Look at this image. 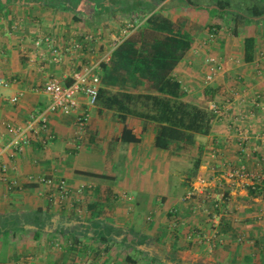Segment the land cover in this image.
I'll use <instances>...</instances> for the list:
<instances>
[{
    "label": "crops",
    "instance_id": "obj_1",
    "mask_svg": "<svg viewBox=\"0 0 264 264\" xmlns=\"http://www.w3.org/2000/svg\"><path fill=\"white\" fill-rule=\"evenodd\" d=\"M7 1L0 6V79L8 83L0 85V264H264V180L248 176L264 169V0L0 5ZM72 6L94 16L72 17ZM246 38L254 39L251 61ZM157 51L183 100L215 114L209 133L195 134L193 154L158 146L155 122L129 114L123 122L82 93L77 111L49 113L47 130L12 144L51 103L43 89L50 78L69 85L74 71L97 64L99 88L154 93L157 80L142 73ZM212 59L220 69L207 81ZM84 110L89 120L80 130ZM41 176L64 178L70 201L49 199ZM82 184L91 188L78 191ZM216 217L219 238L208 241ZM97 220L113 230L108 240L94 235Z\"/></svg>",
    "mask_w": 264,
    "mask_h": 264
},
{
    "label": "trees",
    "instance_id": "obj_2",
    "mask_svg": "<svg viewBox=\"0 0 264 264\" xmlns=\"http://www.w3.org/2000/svg\"><path fill=\"white\" fill-rule=\"evenodd\" d=\"M245 42L244 59L251 61L254 39L246 38ZM156 53L144 64L142 73L146 77L157 80L154 93L113 92L99 88L97 102L104 107L119 111L118 117L123 122L128 114L145 121L155 122L158 146L166 148L173 144L177 150L193 154L194 149L199 147L195 142V134L209 133L211 120L215 114L204 107L183 100L185 93L180 81L166 76L167 73L161 70L167 58L164 57L166 54H160L158 51ZM124 133H130L129 129L124 128ZM126 139L137 140L131 135ZM194 156L196 157L192 166L193 173L197 171L201 162L199 153ZM92 206L95 207V205H90ZM96 226L99 229L94 231V235L99 236V239L108 240L111 237L113 230L108 228L103 221L97 220Z\"/></svg>",
    "mask_w": 264,
    "mask_h": 264
},
{
    "label": "built area",
    "instance_id": "obj_3",
    "mask_svg": "<svg viewBox=\"0 0 264 264\" xmlns=\"http://www.w3.org/2000/svg\"><path fill=\"white\" fill-rule=\"evenodd\" d=\"M47 42H51L50 37H45ZM40 40L36 41V44H40ZM212 65L209 68V72L206 76L207 81L213 80L215 74L220 69V65L216 60L212 59ZM97 64L86 65L84 68L74 71L72 76V82L69 85H64L57 78H50L44 84V91L51 96V103L47 107L46 110L38 112L36 115L32 117V119L27 123V125L18 129L15 132V136L12 140V144L19 148L21 145H27L30 142V138L28 136L29 131H39V130H47L48 129V117L49 113L56 111H77L79 103L76 96L79 93L84 94L88 99L89 105H95L99 96V85H100V77L96 72ZM8 83L4 80L0 79V85H7ZM21 94H17L11 97L12 102H17ZM211 109L220 113L221 109L219 105L213 103L211 105ZM89 120L88 111L84 110L81 112H77L76 123L78 129L82 130ZM253 173H248V176H251L254 181H262L264 180V169L260 167L259 171H252ZM247 174L241 169L234 170V174ZM38 182L40 185L44 186L43 192L48 194L49 199L54 202H58L62 204L63 202H69L71 199L72 192L68 188L67 181L64 178H55L51 176H41L38 178ZM87 188H91L89 184H82L78 189L84 190ZM194 194V191H191L187 197H191ZM219 203L215 201L214 208H218ZM219 224L218 217L214 218L212 222V229L210 235H203L206 240L210 241L211 238L216 237L219 238L218 229L215 227Z\"/></svg>",
    "mask_w": 264,
    "mask_h": 264
},
{
    "label": "flooded vegetation",
    "instance_id": "obj_4",
    "mask_svg": "<svg viewBox=\"0 0 264 264\" xmlns=\"http://www.w3.org/2000/svg\"><path fill=\"white\" fill-rule=\"evenodd\" d=\"M14 3V2H13ZM51 3H49V4H45V6H48V5H50ZM11 5V3L9 2V1H7L6 3H2L0 6H4V7H6V6H10ZM51 8V7H50ZM54 8V7H53ZM88 10H83L82 12L81 11H79L77 8H75V7H73L72 6V12H71V16L72 17H85V18H90V17H92V16H94L93 15V13H88L87 12Z\"/></svg>",
    "mask_w": 264,
    "mask_h": 264
},
{
    "label": "rangeland",
    "instance_id": "obj_5",
    "mask_svg": "<svg viewBox=\"0 0 264 264\" xmlns=\"http://www.w3.org/2000/svg\"><path fill=\"white\" fill-rule=\"evenodd\" d=\"M231 3L235 6V7H237L239 4V1L237 0H231ZM172 11H175V12H191V13H193V14H196V12H199V11H196L195 12V10L194 9H192V8H189V7H184V8H182V7H174V8H172L171 9ZM199 10H201V11H205V12H208V10L207 9H205V8H201V9H199ZM197 15V14H196ZM204 20H206V21H208V20H210V18L209 17H204L203 18Z\"/></svg>",
    "mask_w": 264,
    "mask_h": 264
}]
</instances>
